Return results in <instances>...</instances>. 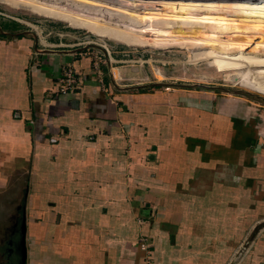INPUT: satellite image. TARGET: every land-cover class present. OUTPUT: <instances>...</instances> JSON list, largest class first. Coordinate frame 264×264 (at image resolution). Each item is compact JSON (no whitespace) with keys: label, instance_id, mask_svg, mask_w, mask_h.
Returning a JSON list of instances; mask_svg holds the SVG:
<instances>
[{"label":"crops","instance_id":"obj_1","mask_svg":"<svg viewBox=\"0 0 264 264\" xmlns=\"http://www.w3.org/2000/svg\"><path fill=\"white\" fill-rule=\"evenodd\" d=\"M41 28L0 27V195L22 178L1 263L264 264V136L250 133L251 118L143 102L114 78L127 51ZM66 67L78 81L61 93ZM227 116L244 119L246 134Z\"/></svg>","mask_w":264,"mask_h":264},{"label":"rangeland","instance_id":"obj_2","mask_svg":"<svg viewBox=\"0 0 264 264\" xmlns=\"http://www.w3.org/2000/svg\"><path fill=\"white\" fill-rule=\"evenodd\" d=\"M149 1L186 2L190 0ZM198 1L219 3L221 0H196L195 2ZM242 1L256 0H222L221 2L238 4ZM33 10L50 16L52 20L0 6V27L7 25L11 32H27L28 35L39 30L44 32L41 28L44 27L55 33L68 34L75 43L81 44H78L80 47H97V44L101 43L109 49L111 46L127 51L129 58L122 59L131 61L115 65L125 73L119 76L115 72L114 78L117 79L121 88L128 89V93L140 94L141 101L147 102L153 99L185 111L200 110L217 113L216 110L190 105L188 101L203 103L212 108H227L230 110L226 111L232 114L251 118L250 133L259 136L262 133L264 127V36L249 32L248 27L238 31L234 30L235 28L228 29L219 25L212 27L201 23L200 26L188 32L169 37L134 38L123 30L74 22L38 8ZM71 25H79L82 29ZM84 29H97L103 31L104 35L114 30L115 33L121 32L123 37L137 39L139 42L129 46L109 38L93 36ZM227 117L245 133L241 125L244 119ZM12 176L6 184L4 193L0 195V240L3 236L2 228L11 216L10 211L20 199L22 178L19 175ZM0 264H2L1 260Z\"/></svg>","mask_w":264,"mask_h":264},{"label":"bare ground","instance_id":"obj_3","mask_svg":"<svg viewBox=\"0 0 264 264\" xmlns=\"http://www.w3.org/2000/svg\"><path fill=\"white\" fill-rule=\"evenodd\" d=\"M31 6L74 22L123 30L134 38L169 37L205 23L264 36V0L236 3L149 0H0ZM194 1V2H193ZM229 5V6H228ZM29 6V7H30Z\"/></svg>","mask_w":264,"mask_h":264},{"label":"built area","instance_id":"obj_4","mask_svg":"<svg viewBox=\"0 0 264 264\" xmlns=\"http://www.w3.org/2000/svg\"><path fill=\"white\" fill-rule=\"evenodd\" d=\"M97 46L99 48H102L106 52V54L109 55L110 49L108 46L101 44V43L97 44ZM92 61H93L92 62V68H93L94 73L96 74L98 83H99V85H102V87L104 89V81L102 79V72H101L100 68L98 67L102 63L103 57L101 55L92 56ZM63 73H64L63 79H61L59 81L61 83L60 92L65 93L68 91H72L77 84L78 78H77V76H75V72H73L70 67H66L63 70ZM262 133H264V129H262ZM262 133L261 134L259 133L260 137L264 136V134H262ZM259 142L264 143V140L259 141Z\"/></svg>","mask_w":264,"mask_h":264},{"label":"water","instance_id":"obj_5","mask_svg":"<svg viewBox=\"0 0 264 264\" xmlns=\"http://www.w3.org/2000/svg\"><path fill=\"white\" fill-rule=\"evenodd\" d=\"M264 123V122H263ZM262 126V125H261ZM264 128V127H263Z\"/></svg>","mask_w":264,"mask_h":264}]
</instances>
